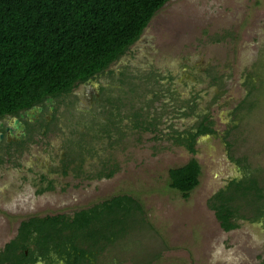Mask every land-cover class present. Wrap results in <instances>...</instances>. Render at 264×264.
I'll return each instance as SVG.
<instances>
[{"label":"rangeland","instance_id":"374dc122","mask_svg":"<svg viewBox=\"0 0 264 264\" xmlns=\"http://www.w3.org/2000/svg\"><path fill=\"white\" fill-rule=\"evenodd\" d=\"M138 47L135 59L123 57L111 69L128 75L141 72L137 78L143 80L137 81L140 84L129 99L121 101L122 111L143 107L141 113L155 122L157 131L135 130L131 121L124 120L110 139L98 144L95 158L83 165L84 174L57 172L54 190L44 194L37 193L31 173L23 167L35 163L34 158L46 170L57 166L59 157L51 159L47 153L52 147L54 154L61 155V137L68 132L56 129L32 143L30 151L10 161L4 158L0 250L29 217L72 214L126 194L137 200L141 210L123 213L125 237L104 246L97 255H87L82 264H259L264 260L262 223L243 219L238 229L225 232L208 202L230 180L241 178L243 168L264 180V97L257 107L248 109L247 102L257 99L258 93L252 91L244 102L248 89L242 81L247 73H255L254 84L260 88L264 83V0H170L151 19ZM184 64L196 67L191 72L203 76L204 82L196 83ZM150 68L163 75L162 80L174 76L178 90L174 94L189 101L186 113L210 111L217 134L199 138L195 155L168 136L172 129L193 124L195 116H183L184 110L170 102L165 94L173 87L169 82L159 88L146 80ZM184 82L193 84L194 97ZM149 90L160 93L151 100ZM94 92L86 86L76 90L79 108L88 106ZM191 158L199 163L201 174L199 185L184 200L169 188L168 170ZM104 167L115 170L113 177L86 179V174ZM51 259L50 264H65L58 255L52 254Z\"/></svg>","mask_w":264,"mask_h":264},{"label":"trees","instance_id":"16d2710c","mask_svg":"<svg viewBox=\"0 0 264 264\" xmlns=\"http://www.w3.org/2000/svg\"><path fill=\"white\" fill-rule=\"evenodd\" d=\"M168 1L0 0V120L17 117L33 107L41 109L36 124L24 121L28 134L24 141L0 144V165L4 157L8 161L19 157L30 151L32 143L60 129L68 132L61 137L62 154H54L52 147L47 154L51 159L59 157L61 168L51 167L48 176L51 172L66 175L68 170L81 176L84 163L95 158L98 144L104 138L110 139L124 120L131 121L135 130L155 133L157 125L141 113L143 107L140 111L135 108L122 111L121 101L129 99L140 84L137 81L143 80L137 78L141 72L128 75L121 69H111V65L123 57L132 60L138 56V44L145 28ZM183 67L196 83L204 82L203 76L191 72L196 67L187 64ZM156 74L150 68L146 80L159 88L169 82L173 87L165 94L170 102L184 110L183 116H195L193 124L172 129L168 134L175 145L195 155L199 138L217 134L212 127V115L209 110L196 112L195 108L191 109L193 113H186L189 101L183 102L178 93L174 94L178 92L174 76L169 74L162 80L163 75ZM254 78L255 73H247L242 79L248 89L244 102L252 91L258 93L257 99L247 102L250 110L262 103L260 99L264 97V83L259 88ZM183 85L189 87L190 97H194L197 92L193 84ZM82 86L95 92L88 106L79 108L76 90ZM149 91L151 100L160 93ZM114 173V169L106 171L104 167L85 177L109 179ZM242 173L241 178L230 180L208 202L225 232L238 229V221L243 219L252 223L261 221L264 226V180L260 181L259 175L252 176L244 168ZM200 174L199 163L191 158L186 164L168 170V186L187 200L199 185ZM46 189L52 190L53 186L40 187L38 194ZM140 208L134 197L121 194L72 214L29 217L20 222L15 237L0 250V264L50 262L52 254L65 264H82L87 255H97L104 246L124 238L127 229L123 227V213L130 215L132 210L138 212ZM259 264H264V260Z\"/></svg>","mask_w":264,"mask_h":264},{"label":"flooded vegetation","instance_id":"af4514ba","mask_svg":"<svg viewBox=\"0 0 264 264\" xmlns=\"http://www.w3.org/2000/svg\"><path fill=\"white\" fill-rule=\"evenodd\" d=\"M48 101H50V100H48ZM33 108H31L30 110L22 112L17 117H13V118L12 117H6V118H3L0 120V144H5V143L9 144L10 142H16V141L19 142V141L25 140V137H27L28 134L26 132V125H25L24 121L28 120L30 123H34V124H36V122L39 121L38 115L41 113V111L40 112L32 111ZM16 121H18L20 123V127L15 126ZM3 153H4V151H3ZM4 158H6V157H4ZM33 161H36V162L31 163V166L25 165L23 167V170H26L28 175L31 173L30 176H31L32 183L35 187L38 188V190L40 187L46 188V187H49V185L53 186L52 190L46 189L41 194L53 191L54 185H55V178L54 177L57 176L56 172H54V173L51 172V174H49V176H48L49 170H46L45 168L41 167V163H38L37 159L34 158ZM3 162L4 161H2V163ZM1 166H2V164H1ZM19 166H20V164H19ZM22 166L23 165L21 164L20 167H22ZM58 166H60V162L57 166H54V169L58 168ZM42 175H46L47 179H45V180L40 179V177ZM37 179H38V181L36 182ZM48 180H51L52 183L48 182ZM10 188H13V187L10 186ZM38 190H36L37 193H38ZM261 223L263 225V222H261ZM39 261H41V260L36 261L34 264H38ZM52 262L54 263V260L51 259L50 262H47V263L50 264Z\"/></svg>","mask_w":264,"mask_h":264},{"label":"water","instance_id":"95a60500","mask_svg":"<svg viewBox=\"0 0 264 264\" xmlns=\"http://www.w3.org/2000/svg\"><path fill=\"white\" fill-rule=\"evenodd\" d=\"M87 82L90 83V84H94V83H92V80H88ZM32 111L40 112L41 109H40V108H37V107H34V108L32 109ZM15 126H16V127H20V123H19L18 121H16V122H15Z\"/></svg>","mask_w":264,"mask_h":264}]
</instances>
